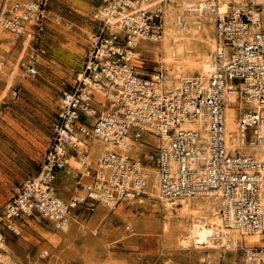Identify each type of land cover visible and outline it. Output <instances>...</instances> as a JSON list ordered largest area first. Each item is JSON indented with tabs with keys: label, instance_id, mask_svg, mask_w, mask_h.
I'll use <instances>...</instances> for the list:
<instances>
[{
	"label": "built area",
	"instance_id": "1",
	"mask_svg": "<svg viewBox=\"0 0 264 264\" xmlns=\"http://www.w3.org/2000/svg\"><path fill=\"white\" fill-rule=\"evenodd\" d=\"M139 1L151 3L100 1L80 77L57 94L51 139L39 166L0 207V250L28 221L62 230L76 218L77 207L112 209L123 201L149 199L152 187L171 203L212 193L220 199L224 227L241 236L264 233V162L253 154L228 153L225 146L230 97L249 99L264 111V21L253 22L244 11L221 16L219 0H207L214 18L209 67L168 89L161 70L145 73L133 62L139 38L160 40L167 0L150 7ZM44 18L41 1L0 2V28L14 36L30 28L38 35ZM26 72L33 77L36 69L30 64ZM97 86L105 91L103 101L96 97ZM231 108L240 143L256 145L264 123L260 112ZM185 123L192 127H182ZM90 139L103 148L94 160L87 144L80 149ZM138 145L147 147L144 160L133 154ZM70 160L79 164L76 184L83 196L64 199L56 186Z\"/></svg>",
	"mask_w": 264,
	"mask_h": 264
},
{
	"label": "rangeland",
	"instance_id": "2",
	"mask_svg": "<svg viewBox=\"0 0 264 264\" xmlns=\"http://www.w3.org/2000/svg\"><path fill=\"white\" fill-rule=\"evenodd\" d=\"M37 1L45 9L38 35L31 28L22 36L0 28V207L37 170L51 139L57 94L68 90L80 77L89 38L98 26L95 16L101 0ZM170 1L167 9L176 10L175 0ZM244 2L248 4L250 0ZM233 5L231 0L227 14ZM258 11L264 21V2ZM211 16H204L203 25L209 32L205 39L214 43ZM184 23L189 30V23ZM152 43L159 46L158 42ZM133 62L137 66L135 59ZM30 64L36 69L33 77L26 72ZM142 64L138 67L145 73L153 70L166 73L159 53L149 52L142 57ZM93 141L86 140L85 144L94 160L98 152L92 151ZM137 147L144 160L147 147ZM69 163L66 175L62 174L56 186L64 199L83 196L76 184L79 164L72 160ZM173 203L171 211L154 197L123 201L112 209L95 204L92 212L77 207L72 212L76 218L69 221L67 232L55 230L47 223L28 221L21 226L20 235L11 238L6 249L0 251V264H252L246 259V250L261 253L260 264L264 262V233L255 243L247 242L251 235H237L230 249L199 248L200 245L196 247L191 242L188 247L183 246L179 239L186 235L185 229L177 226L181 210L178 201Z\"/></svg>",
	"mask_w": 264,
	"mask_h": 264
},
{
	"label": "bare ground",
	"instance_id": "3",
	"mask_svg": "<svg viewBox=\"0 0 264 264\" xmlns=\"http://www.w3.org/2000/svg\"><path fill=\"white\" fill-rule=\"evenodd\" d=\"M9 1L12 0H8V2ZM168 1L169 0H167V2ZM244 1L245 0H232L234 3L232 8L235 12V16H237V13L240 11H246L251 15L252 21L255 22L258 18H260L258 6L262 4L264 0H250V3L248 4ZM155 2H158V0H151V3L148 4H144L139 1V6L150 7ZM167 2L163 7L164 24L161 38L158 41L159 46H154L155 44L152 43L156 42L154 40L139 38L136 42V47L133 53V60H136L137 66L142 67L143 56H146L149 52L159 53L160 62L166 70V73L163 74V84L168 89H174L179 83V80L188 79L192 74L197 73L198 75L208 69L209 61L214 50V43L205 39L209 32L208 27L203 25V18L207 15L211 16V8L207 0H175L176 10H172L171 8L167 9V7H169ZM170 2L174 1L171 0ZM230 4L231 0H219L216 12L223 16V14L227 13V7ZM181 16L184 18V21L189 23V30H186L184 21H181ZM212 22H214L213 16H211V22H209V24H212ZM187 31H190V33ZM138 48L140 49L138 50ZM93 78L96 80V76H93ZM85 82L92 84L90 78L88 77L85 78ZM95 94L99 101H103L105 91L102 88L97 86ZM228 101L229 104L225 110V146L227 152L248 155L252 153L260 162H264V123L259 125V134L262 137L261 140L256 145L245 146L243 142L240 143L238 140L235 126V109H232L231 107L238 108L240 111L249 107L251 110L260 112L263 118L264 111L258 110L256 103L249 99L246 100L241 97L233 99V97H230ZM182 127H192V125L185 123ZM84 147L85 140L82 144H80V149ZM91 148L92 151L97 150V152L103 150L101 143L96 140L93 141ZM244 150H247L248 153ZM133 154L137 156V146L133 148ZM145 158H147V155ZM72 162L76 164L74 160H72ZM69 166L70 163L67 167ZM147 170L152 172L153 168L148 167ZM261 196L264 198V184L261 186ZM151 197L159 199L162 206L168 211H171L173 206H175L174 203L168 202L164 198L160 197L156 188H153ZM178 202L179 203L177 205L180 206L179 209L181 211L179 214L181 215V218L180 221H178L179 225L177 226L179 228L183 227L186 233L185 236H182L179 239L183 246H186L191 242V244L196 247H199L200 245L199 248L218 249L225 246V248L230 249L234 247L236 242L234 237L239 234L235 229L226 228L222 224L220 215L218 214V206L220 204L218 196L212 193H206L200 197L178 200ZM103 214L105 213L103 212ZM67 225L63 227V231L67 232ZM250 235L251 236L247 239V242L255 243L259 240L261 233H254ZM5 249L6 246L4 245L0 251ZM245 252H248L246 258L247 261H252V264H260V261L263 260V255L261 253H253L250 250H246ZM254 256L255 258H253Z\"/></svg>",
	"mask_w": 264,
	"mask_h": 264
},
{
	"label": "crops",
	"instance_id": "4",
	"mask_svg": "<svg viewBox=\"0 0 264 264\" xmlns=\"http://www.w3.org/2000/svg\"><path fill=\"white\" fill-rule=\"evenodd\" d=\"M11 238H13V236L9 237L8 240H7V242H8ZM7 242H6V243H7Z\"/></svg>",
	"mask_w": 264,
	"mask_h": 264
}]
</instances>
